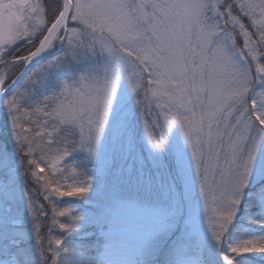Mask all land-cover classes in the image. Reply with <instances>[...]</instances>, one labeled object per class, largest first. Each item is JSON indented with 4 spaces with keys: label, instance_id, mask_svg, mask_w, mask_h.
<instances>
[{
    "label": "snow or ice",
    "instance_id": "obj_1",
    "mask_svg": "<svg viewBox=\"0 0 264 264\" xmlns=\"http://www.w3.org/2000/svg\"><path fill=\"white\" fill-rule=\"evenodd\" d=\"M0 264H264V0H0Z\"/></svg>",
    "mask_w": 264,
    "mask_h": 264
},
{
    "label": "rangeland",
    "instance_id": "obj_2",
    "mask_svg": "<svg viewBox=\"0 0 264 264\" xmlns=\"http://www.w3.org/2000/svg\"><path fill=\"white\" fill-rule=\"evenodd\" d=\"M66 199H68V198H66ZM119 258V257H118Z\"/></svg>",
    "mask_w": 264,
    "mask_h": 264
}]
</instances>
